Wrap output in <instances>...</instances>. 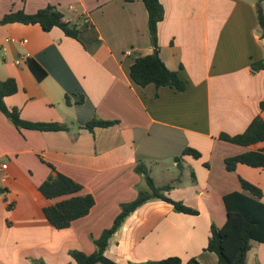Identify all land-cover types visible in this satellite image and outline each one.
I'll return each instance as SVG.
<instances>
[{
	"label": "crops",
	"instance_id": "0c3cea01",
	"mask_svg": "<svg viewBox=\"0 0 264 264\" xmlns=\"http://www.w3.org/2000/svg\"><path fill=\"white\" fill-rule=\"evenodd\" d=\"M160 1L159 53L186 82L185 90L142 86L131 78L134 60L155 50L143 0H0V18L11 10L32 13L54 5L80 30L74 38L57 26L47 31L39 24L0 25V80L12 77L18 84V91L5 98L7 105L19 108L25 120L68 126L18 129L0 111V165L7 164L0 169V187L7 189L0 193V264H35L46 253L56 264H66L74 261L72 249L93 253L95 240L113 224L121 204L147 188L135 169L140 161L152 175L158 167L163 180L155 179L156 184H172L169 196L198 213L149 199L109 241L106 254L120 263L177 255L182 264L192 257L219 264L217 254L204 247L212 223L222 226L227 220L223 196L250 194L242 177L262 189L264 202V167L240 162L228 171L224 163L264 143L241 145L220 138L222 132H243L259 114L264 117V69L251 68L264 58L257 0ZM27 58L47 72L42 80ZM94 118L117 123L87 129ZM187 147L201 156L186 154L176 161ZM4 156L9 160L2 161ZM56 173L81 183L80 193L95 198L87 215L62 229L50 224L44 207L63 197L48 199L38 190ZM247 264H264V242L252 241Z\"/></svg>",
	"mask_w": 264,
	"mask_h": 264
},
{
	"label": "trees",
	"instance_id": "16d2710c",
	"mask_svg": "<svg viewBox=\"0 0 264 264\" xmlns=\"http://www.w3.org/2000/svg\"><path fill=\"white\" fill-rule=\"evenodd\" d=\"M148 11V27L152 43L156 52L137 57L130 67V75L133 81L142 86L154 83L156 86L171 85L178 90L186 89V82L179 76L178 71L167 67L160 56L158 48V24L164 19V7L160 0H143ZM264 0H258L256 4L258 23L264 37ZM10 22H22L26 24H39L44 30H51L53 27H60L71 37L78 38L79 27L77 24L68 21L58 6L49 5L36 12L28 13L25 10H11L0 18V25ZM26 64L38 80H42L47 72L34 59L27 58ZM252 71L257 72L264 69V58L252 63ZM18 91V84L15 78L0 80V111L4 113L18 128H29L41 131L66 130L68 126L59 122H34L25 120L17 107H9L5 98ZM67 102L69 97L66 96ZM261 110H264V101L260 103ZM117 123L116 120L92 119L85 124L87 129L95 127H108ZM220 138L241 145H256L264 143V117L259 114L241 133L230 135L225 132ZM190 154L198 158L201 153L187 147L181 155L175 158L180 161L183 155ZM246 163L254 167H264V145L247 150L241 154L225 158V168L228 171H235L238 163ZM52 168L53 165L49 164ZM136 171L143 174L147 188L139 190L137 197L121 204V211L115 218L113 224L106 228L95 240L96 250L93 253H86L79 249L70 250L73 262L66 264H182L180 256L173 255L159 260H147L143 262L120 263L106 255L109 240L117 231L126 217L136 210L140 205L152 198H161L174 205L176 211L197 214L198 210L186 205L180 200L169 196L172 184L157 185L152 177L148 166L140 161L135 167ZM242 187L250 194L242 191H233L223 196L227 210V220L222 226L214 223L211 225V235L204 250L215 252L219 264H247V255L251 249L252 241L264 242V202L262 189L250 181L240 177ZM83 185L73 178L63 174H51L42 182L38 190L48 199L63 197L61 200L44 207L47 220L57 229L66 228L72 221L87 215L95 205V198L90 193H80ZM7 189L0 187V193ZM7 201V198H5ZM13 203L7 208L11 209ZM35 264H47L43 259L35 260ZM188 264H202L196 257L188 260Z\"/></svg>",
	"mask_w": 264,
	"mask_h": 264
},
{
	"label": "rangeland",
	"instance_id": "374dc122",
	"mask_svg": "<svg viewBox=\"0 0 264 264\" xmlns=\"http://www.w3.org/2000/svg\"><path fill=\"white\" fill-rule=\"evenodd\" d=\"M258 1V0H257ZM1 160L2 161H8L9 160V158L8 157H2L1 158ZM159 168L158 167H154V173H153V175H152V177L154 178V180L156 179L157 181H162L163 180V178L160 176V174H159ZM179 178V177H178ZM111 239V238H110ZM110 241V240H109ZM40 256H39V259H42V255H45L44 257H46V259H47V261L49 260L50 261V263H52V264H56V259L55 258H53L52 256H51V254H39ZM107 255V254H106ZM110 258V257H109ZM32 261V260H31ZM46 260H45V262L48 264V262H47ZM73 263H74V261H73Z\"/></svg>",
	"mask_w": 264,
	"mask_h": 264
},
{
	"label": "built area",
	"instance_id": "2783aa9c",
	"mask_svg": "<svg viewBox=\"0 0 264 264\" xmlns=\"http://www.w3.org/2000/svg\"><path fill=\"white\" fill-rule=\"evenodd\" d=\"M26 41V40H25ZM128 55H132L133 54V51L132 50H128L127 52H126ZM3 56V54H2V52H1V49H0V58ZM17 63L19 64V63H22V60H17ZM7 168V164L6 163H4V164H1L0 165V169H6Z\"/></svg>",
	"mask_w": 264,
	"mask_h": 264
},
{
	"label": "water",
	"instance_id": "95a60500",
	"mask_svg": "<svg viewBox=\"0 0 264 264\" xmlns=\"http://www.w3.org/2000/svg\"><path fill=\"white\" fill-rule=\"evenodd\" d=\"M154 52H156V49L154 50Z\"/></svg>",
	"mask_w": 264,
	"mask_h": 264
}]
</instances>
